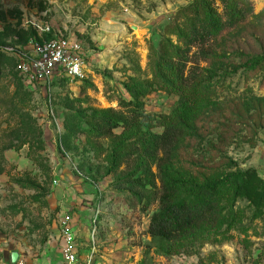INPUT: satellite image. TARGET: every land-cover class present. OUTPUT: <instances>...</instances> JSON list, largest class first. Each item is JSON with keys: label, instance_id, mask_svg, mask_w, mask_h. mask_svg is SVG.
I'll use <instances>...</instances> for the list:
<instances>
[{"label": "rangeland", "instance_id": "rangeland-1", "mask_svg": "<svg viewBox=\"0 0 264 264\" xmlns=\"http://www.w3.org/2000/svg\"><path fill=\"white\" fill-rule=\"evenodd\" d=\"M251 1L248 21L220 37L216 56L200 64L214 78L198 102L188 101L198 136L186 134L177 145L168 170L174 179L203 183L229 166L255 167L264 178V66L248 70L238 55L264 54V0ZM193 2L0 0V264H63L57 228L67 215L80 253L96 246L95 264H264V207L232 203L227 191L215 227L180 241L151 237L159 179L147 184L150 168L137 170L146 186L135 188L143 195L136 197L121 178L127 165L114 156L123 126L110 137L94 134L93 111L121 110V101L143 103L126 111L150 115L144 130L162 133L174 119L189 95L158 84L155 63L160 55L174 60L184 44L179 33L192 19L184 9ZM49 39L76 46L86 81L30 80L4 51Z\"/></svg>", "mask_w": 264, "mask_h": 264}, {"label": "trees", "instance_id": "trees-1", "mask_svg": "<svg viewBox=\"0 0 264 264\" xmlns=\"http://www.w3.org/2000/svg\"><path fill=\"white\" fill-rule=\"evenodd\" d=\"M184 11L192 16L187 31L179 33L184 44L175 47L174 60L160 55L155 63L158 84L165 90L189 95L188 100L180 102L174 119L165 121L164 131L156 133L142 128L144 120L150 115L127 113L128 109L143 107V103L138 100L121 101L122 109L118 111L113 108L93 111L94 134L97 138L110 137L116 128H124L122 141L119 147L114 148V156L118 153L121 162L127 165L121 178L129 185V190L139 199L143 198L142 194L136 193L135 188L138 185L145 188V182L143 177L135 175L137 170L145 166L150 168L152 178L147 184L157 186L156 179H159L161 208L152 215L148 233L153 238L168 242L180 241L203 228L215 227L225 208L220 201L222 192L230 194L232 203L244 198L255 211L264 207V178L255 167L242 169L229 166L228 172L221 177L203 183L174 179L168 174L174 151L181 139L186 134L198 136L195 126L188 120V101L191 104L198 102L199 93L207 89L206 79L214 78L215 73L200 64L216 56L218 39L246 23L254 13V5L251 0H194ZM238 55L248 70L264 66V54ZM3 58V53H0V65ZM237 70L235 68L233 71ZM205 72L208 75L205 76ZM150 160L151 164H155L157 173L152 171Z\"/></svg>", "mask_w": 264, "mask_h": 264}, {"label": "built area", "instance_id": "built-area-1", "mask_svg": "<svg viewBox=\"0 0 264 264\" xmlns=\"http://www.w3.org/2000/svg\"><path fill=\"white\" fill-rule=\"evenodd\" d=\"M4 51L16 58L21 73L30 80L49 82L56 75L70 81L84 82L88 79L85 60L69 41L31 40L26 45L6 47ZM57 232L63 264H95L96 246L86 254L80 253L70 216L60 220Z\"/></svg>", "mask_w": 264, "mask_h": 264}, {"label": "water", "instance_id": "water-1", "mask_svg": "<svg viewBox=\"0 0 264 264\" xmlns=\"http://www.w3.org/2000/svg\"><path fill=\"white\" fill-rule=\"evenodd\" d=\"M19 257H20L19 252H17V251H13V252L11 253V262H12V263L17 262L18 259H19Z\"/></svg>", "mask_w": 264, "mask_h": 264}]
</instances>
